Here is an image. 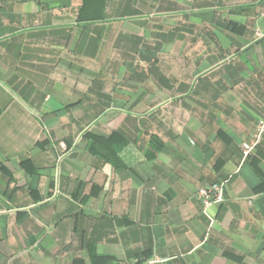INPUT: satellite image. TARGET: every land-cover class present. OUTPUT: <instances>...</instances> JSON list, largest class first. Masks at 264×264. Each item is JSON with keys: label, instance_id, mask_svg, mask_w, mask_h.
<instances>
[{"label": "crops", "instance_id": "0c3cea01", "mask_svg": "<svg viewBox=\"0 0 264 264\" xmlns=\"http://www.w3.org/2000/svg\"><path fill=\"white\" fill-rule=\"evenodd\" d=\"M262 120L264 0H0V264H264Z\"/></svg>", "mask_w": 264, "mask_h": 264}, {"label": "built area", "instance_id": "2783aa9c", "mask_svg": "<svg viewBox=\"0 0 264 264\" xmlns=\"http://www.w3.org/2000/svg\"><path fill=\"white\" fill-rule=\"evenodd\" d=\"M264 133V120H262L258 125L257 140H260ZM254 146L245 145L244 157L247 158ZM229 183V179L221 180L211 185H207L201 188L197 193V199L201 205L203 215L209 220L210 228L215 224V217L213 211L225 202L226 187ZM162 260L158 258L146 260L141 264H160ZM135 264H140L135 262Z\"/></svg>", "mask_w": 264, "mask_h": 264}]
</instances>
